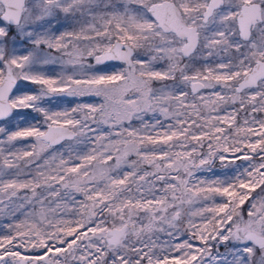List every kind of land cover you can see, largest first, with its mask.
I'll return each mask as SVG.
<instances>
[{"label":"snow or ice","instance_id":"snow-or-ice-1","mask_svg":"<svg viewBox=\"0 0 264 264\" xmlns=\"http://www.w3.org/2000/svg\"><path fill=\"white\" fill-rule=\"evenodd\" d=\"M0 219V264H264V0H0Z\"/></svg>","mask_w":264,"mask_h":264},{"label":"rangeland","instance_id":"rangeland-1","mask_svg":"<svg viewBox=\"0 0 264 264\" xmlns=\"http://www.w3.org/2000/svg\"><path fill=\"white\" fill-rule=\"evenodd\" d=\"M115 63V62H113ZM26 87H29L27 85H25ZM30 87H35V86H30ZM69 99H72V98H63V103L61 104V107H66L67 106V101ZM86 102H95V99L94 98H90V97H87V98H83ZM53 103H56V101H53ZM21 115H27L29 117H31L32 115H34L33 113H31V110H23V112L21 113ZM241 116H243V113H241ZM29 141H20V142H17V147L18 148H22V147H26L28 145ZM237 164H241V163H245L243 161H236ZM216 169L217 171H224V169H221L220 168V164L219 162L217 161L216 163ZM198 175H210V174H206V173H199ZM8 221L6 220H3V219H0V225H3V224H6Z\"/></svg>","mask_w":264,"mask_h":264}]
</instances>
